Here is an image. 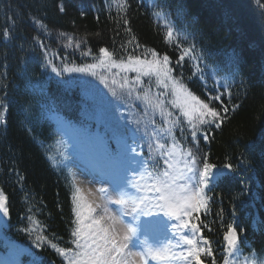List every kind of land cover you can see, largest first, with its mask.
I'll list each match as a JSON object with an SVG mask.
<instances>
[{
    "label": "trees",
    "instance_id": "obj_1",
    "mask_svg": "<svg viewBox=\"0 0 264 264\" xmlns=\"http://www.w3.org/2000/svg\"><path fill=\"white\" fill-rule=\"evenodd\" d=\"M120 2L0 0V115L5 121L0 123V189L9 207V213L0 216V249L4 241H13L31 250L39 264H66L51 245L74 247L71 185L42 149L53 127L32 113L34 85L44 86L60 112L83 124L89 136L107 133L100 120L90 119L85 109L79 112L81 106L94 110L96 104L74 83L77 72L59 75L48 64L51 60L59 69L93 64L99 49L107 47L117 60L129 54L150 58L149 49L166 53L174 75L191 91L218 111L220 101L229 108L220 127H200L195 141L183 124L180 142L192 149L198 166L207 157L220 174L206 193L207 209L198 214L199 221L194 213L193 222L201 224L212 242L213 257L202 256L206 264L212 259L222 264L228 258L223 239L228 224L238 226L246 245L238 242V248L246 256L264 257V0H127L126 13ZM125 17L129 25L123 24ZM168 26L174 30L172 40L166 38ZM133 35L141 47L128 43ZM191 45L201 58L186 57L176 65L182 49ZM218 94L220 101H209ZM227 164L233 168L226 169ZM38 235L47 237L39 247Z\"/></svg>",
    "mask_w": 264,
    "mask_h": 264
},
{
    "label": "snow or ice",
    "instance_id": "obj_2",
    "mask_svg": "<svg viewBox=\"0 0 264 264\" xmlns=\"http://www.w3.org/2000/svg\"><path fill=\"white\" fill-rule=\"evenodd\" d=\"M119 8L126 13L127 0L120 2ZM60 11H64L63 6L60 7ZM37 23L44 27L42 22L37 21ZM123 24L129 25L126 17L123 18ZM125 30L129 34L132 32L131 27ZM166 38L169 40L174 38V30L171 26H168ZM71 43L72 38L69 37V44ZM128 43L135 44L137 48L141 47L134 35ZM79 44L80 42L77 41L76 47H79ZM148 51L150 58L148 55L129 54L125 59L117 60L107 47H101L96 63L81 67L65 66L63 69L57 68L51 60L48 61V64L52 65V70L59 75L64 71L97 75V69H104L109 73L112 69H117L118 71L111 77L102 75L101 79L105 83L111 82L113 94H116V86H118L123 90L126 98L144 103L148 124L152 128L149 137L155 138L153 143L156 156L159 158H150L147 162L141 159L136 168L130 169L135 179L129 182L126 177L124 184L113 185L112 191L119 193L118 198L113 199L106 188L99 189L100 192L105 193L108 204L116 208V212H112L105 205L98 214L99 206L87 201L81 189L77 187L74 194L75 227L71 233L74 247L57 248L55 244L51 245L57 249L60 256L64 257L66 264H148L150 259L161 262L183 261L184 264H206L202 256L213 257L212 242L203 235L201 224L193 222V215L197 214L195 219L200 220L198 214L206 210L209 204L210 198L206 193L211 190L210 184L220 174L214 173L213 170L217 165L208 162L207 157L204 158L202 167L198 166L197 156L192 149L178 145L173 132L183 118L191 129V137L195 141L200 125L220 127L226 119L222 113L227 114L229 108L223 106L219 94L215 97L209 96L208 99L220 101L222 112L210 107L209 103L190 90L181 76L174 75L175 69L168 54L161 55L155 49ZM201 55L195 51V45H191L182 49L175 63L179 65L186 57L199 60ZM196 68L198 72L202 71L198 64ZM133 72L135 76L129 78L128 73ZM153 82L155 90H153ZM34 87L43 90L39 82ZM177 110L179 115L176 114ZM157 114L162 121L159 127L156 126L154 118ZM4 122L3 116L0 115V123ZM145 131H148V125L145 126ZM203 138H208L207 132L203 133ZM169 139L170 143L163 142ZM148 147L152 149L153 145L150 144ZM224 167L231 170L233 165L227 164ZM144 208H155L179 221L173 225L179 236L175 248L171 242L153 246L145 241L142 251L133 253L129 249V242L137 229L125 225L121 218L131 213H139ZM8 213V197L0 189V216ZM237 227L228 224L227 231L223 235L227 253L230 255H235V252L239 251L238 242H241V246H246L241 241ZM46 239L47 237L38 235L37 246H41ZM212 264H216L215 259H212ZM222 264H230V260L225 257Z\"/></svg>",
    "mask_w": 264,
    "mask_h": 264
},
{
    "label": "rangeland",
    "instance_id": "obj_3",
    "mask_svg": "<svg viewBox=\"0 0 264 264\" xmlns=\"http://www.w3.org/2000/svg\"><path fill=\"white\" fill-rule=\"evenodd\" d=\"M96 71L97 75L77 72L74 83H78L82 89L81 92L87 95L91 103L93 101L96 104L94 110L92 107L85 108L81 106L82 109L79 112L83 113V109H85L84 114L86 116L90 119L100 120L101 126L109 131L110 137L119 146L118 152H116L114 157L103 159L101 164L87 157L89 156L88 153L92 155L94 149L91 145L83 146L85 142L83 139H88V135L84 130L85 126L67 119L59 111L60 106L58 101L47 93L44 86L42 87V91L34 87L32 113L37 115L38 119H47L52 124V135L47 141L41 142V146L53 168L65 173L68 178L71 185L74 209V194L77 187H79L87 201L93 203L94 206H99L97 210L99 214L105 205L112 212H116V208L108 204L105 193L99 191L101 187L108 189V194L113 199H116L119 197V193L112 191L113 185L124 184L126 177L129 182L135 179L130 169L136 168L141 159L147 162L146 158H159L156 156L155 145L153 143L155 138L149 137L152 128L148 124L144 103L140 100L126 98L123 90L118 86H116V94H113L111 82L105 83L101 79L102 75L111 77L113 73L117 72V69H112L111 73L106 70L103 71V69H97ZM153 90H155L154 86ZM88 100L86 103H88ZM176 114L179 115L178 110ZM154 118L156 126L159 127L162 123L161 118L158 114ZM138 121L139 123H137ZM185 123L187 122L182 118L180 125L174 129L173 134L177 144L187 148L179 140L182 132L185 136V127L183 126ZM146 125H148L147 132L145 131ZM203 126L200 125V127ZM163 142L170 143L171 141L169 139ZM150 144L153 145L152 149L148 147ZM143 153L145 157H141ZM133 157L136 159L134 160ZM160 166L162 167V164ZM159 216L164 217L168 215L155 208H144L139 213H131L121 218L125 225H131L137 229L136 234L131 237L129 242V249L133 253L142 251L145 241L153 246L171 242V245L175 248L179 236L173 225L179 223V221H169L165 227L160 223H156L151 227L153 230L152 238L145 237L147 236L145 231L149 227L144 226V221L147 218V220L159 219L157 218ZM2 219L3 217H0V220ZM183 231L188 232L189 230ZM6 246L5 255L9 264H39L38 257L35 255L31 257L32 251L28 248L21 246L18 248L11 243H7ZM27 255H30L28 262L24 261ZM1 259L0 264H6ZM137 259L139 258L137 257ZM228 259L230 260V264H264V257L260 258L255 255L246 256L240 249L235 252V255L229 254ZM153 264L163 263L154 261Z\"/></svg>",
    "mask_w": 264,
    "mask_h": 264
}]
</instances>
